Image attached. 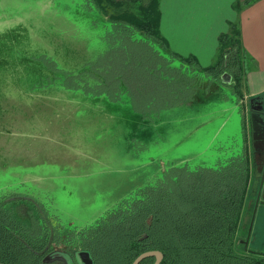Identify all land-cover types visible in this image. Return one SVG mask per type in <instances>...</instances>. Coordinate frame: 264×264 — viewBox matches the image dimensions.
I'll use <instances>...</instances> for the list:
<instances>
[{
  "label": "trees",
  "instance_id": "1",
  "mask_svg": "<svg viewBox=\"0 0 264 264\" xmlns=\"http://www.w3.org/2000/svg\"><path fill=\"white\" fill-rule=\"evenodd\" d=\"M159 1L74 0L64 14L74 13L95 33L94 57L78 70L62 68L45 54L32 61L49 72V85L128 104L147 121L193 101L202 83L205 89L222 84L236 104L242 102L248 55L238 24L218 37L213 65L201 68L195 58L169 49L159 29ZM233 8L239 12L241 6ZM263 103L264 96L250 98V113L258 114ZM219 150L216 163L171 165L95 222L69 231L42 204L26 218L15 210L19 197L0 196V263L76 264V253L87 251L94 264H132L156 250L163 255L160 264H264V253L235 248L250 181L246 134ZM153 263L150 257L140 264Z\"/></svg>",
  "mask_w": 264,
  "mask_h": 264
},
{
  "label": "rangeland",
  "instance_id": "2",
  "mask_svg": "<svg viewBox=\"0 0 264 264\" xmlns=\"http://www.w3.org/2000/svg\"><path fill=\"white\" fill-rule=\"evenodd\" d=\"M74 4L0 0V196L19 197L21 217L42 204L63 232L95 222L171 165L216 163L220 147L244 134L249 141L251 130L246 104L231 114L235 94L218 83H202L193 101L152 121L128 104L49 85L34 56L78 70L98 50L83 19L64 14ZM239 230L238 252L264 253V211L256 204H245Z\"/></svg>",
  "mask_w": 264,
  "mask_h": 264
},
{
  "label": "crops",
  "instance_id": "3",
  "mask_svg": "<svg viewBox=\"0 0 264 264\" xmlns=\"http://www.w3.org/2000/svg\"><path fill=\"white\" fill-rule=\"evenodd\" d=\"M235 3L241 6L239 12L233 8ZM159 10L160 33L169 49L183 58H195L201 68L213 65L218 37L229 30L230 24H238L241 43L248 55L242 102L246 104L249 119L248 100L264 96V0H160ZM262 107L264 120V103ZM237 112L234 103L231 114ZM247 147L250 181L245 202L254 203L258 210L264 211V140L253 128ZM243 242L246 244V239Z\"/></svg>",
  "mask_w": 264,
  "mask_h": 264
},
{
  "label": "water",
  "instance_id": "4",
  "mask_svg": "<svg viewBox=\"0 0 264 264\" xmlns=\"http://www.w3.org/2000/svg\"><path fill=\"white\" fill-rule=\"evenodd\" d=\"M262 110H263V107H260L258 114H255L253 111H251L250 121H251L252 126H253V132L256 133L257 131L261 130L263 132L262 138L264 140V120H263L262 114H261ZM150 257L154 258L153 264H160L162 259H163L162 253L154 250V251H148V252H144V253L140 254L132 262V264H140L144 259L150 258ZM75 261H76V264H94L93 259L91 258L89 252H87V251L77 252L75 255ZM0 264H2V263H0Z\"/></svg>",
  "mask_w": 264,
  "mask_h": 264
},
{
  "label": "flooded vegetation",
  "instance_id": "5",
  "mask_svg": "<svg viewBox=\"0 0 264 264\" xmlns=\"http://www.w3.org/2000/svg\"><path fill=\"white\" fill-rule=\"evenodd\" d=\"M255 134H257L259 137V136H262L263 132L260 130V131H257ZM58 256H60V255L58 254Z\"/></svg>",
  "mask_w": 264,
  "mask_h": 264
}]
</instances>
